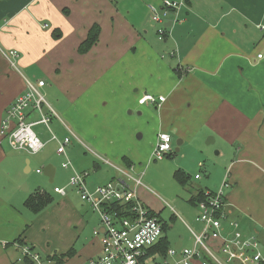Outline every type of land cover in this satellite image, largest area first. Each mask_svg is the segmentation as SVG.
I'll use <instances>...</instances> for the list:
<instances>
[{
	"label": "crops",
	"instance_id": "crops-1",
	"mask_svg": "<svg viewBox=\"0 0 264 264\" xmlns=\"http://www.w3.org/2000/svg\"><path fill=\"white\" fill-rule=\"evenodd\" d=\"M166 2L180 7L171 9L162 23L154 22L150 7L162 12ZM96 27L98 41L81 53ZM163 28L165 36L160 40ZM0 47L19 54L16 67L0 57V264H25L21 247L37 243L33 236L45 228L46 215H34L25 203L56 182L58 187L50 192L58 199L50 209L54 216L67 215L71 227L67 235H61L59 250L49 251L48 264H57L50 258L70 251L73 255L63 264H87L101 254L100 237L105 230L100 216L69 182L74 168L92 170L91 186L87 183L92 191L107 183L103 172L110 176L109 172L121 169L111 162L121 157L112 152L111 137L123 138L110 122L113 105L142 110L138 113L142 120L154 117L158 134L152 153L160 130L177 136L176 153L188 150L183 157L191 153L189 144L196 140L202 144L198 151L205 141L207 146H218L221 169L228 175L229 186L220 188L228 221L239 222L245 236L259 241L264 237V0H0ZM40 81L46 82L40 93L45 100L56 101L66 120L61 123L71 137L66 149L74 170L56 168L53 182L44 175V168L60 160L65 163L67 158L58 154L61 141L52 140L56 134L51 127L50 140L38 135L45 143L43 159L13 150L1 128L6 110L29 83ZM146 95L165 101L140 105ZM28 120L38 123L40 115L31 109ZM80 138L105 155L89 153ZM143 138L138 134L137 140ZM50 143H56L57 149L45 154ZM121 158L123 165L130 162L133 168L132 158ZM198 162H194L195 171L205 168L202 160ZM33 169L44 177L43 189L39 180L26 177ZM117 172L114 182L121 177ZM213 172L211 168L210 176ZM197 176L194 180L200 181ZM64 186L65 196L55 192ZM202 186L206 187L191 181L187 188L216 192L206 182ZM73 196L80 201L78 208L71 205ZM195 207L201 212L199 205ZM86 232L94 237L87 240ZM218 246L216 242L211 247L217 250ZM173 248L188 247L180 239ZM194 264L204 262L198 259Z\"/></svg>",
	"mask_w": 264,
	"mask_h": 264
},
{
	"label": "built area",
	"instance_id": "built-area-1",
	"mask_svg": "<svg viewBox=\"0 0 264 264\" xmlns=\"http://www.w3.org/2000/svg\"><path fill=\"white\" fill-rule=\"evenodd\" d=\"M180 4L166 2L162 12L153 6L150 7L152 20L162 23L169 17L171 9H177ZM165 29L159 31L160 40H163ZM0 57L11 66L16 67L19 54L16 51H5L0 47ZM259 58H262L260 55ZM46 82L40 81L36 85L28 84L27 91L16 98L14 103L6 110L2 120V133L9 138V144L13 150L26 152L30 155L40 154L45 143L34 131L36 125H45L50 128L51 116L54 111L47 104L40 89ZM164 97L155 98L146 95L140 101V105L150 103L161 104ZM160 106V105H158ZM35 110L40 115L38 123L28 120L29 110ZM51 112L50 114L46 113ZM52 140H57L53 136ZM58 154L67 158L63 164L65 169H73L68 160L67 147L71 144V138L59 142ZM173 139L169 134H160L153 155L158 160L164 159L173 151ZM108 163V162H107ZM121 177L114 183L99 186L91 191L87 185L89 174H79L74 169L69 186L76 190L82 201L90 204L101 219V225L105 232L101 238V254L90 260L87 264H194L198 259H208L212 264H263L264 256L261 253V244L256 236H245L237 221H228L224 213L225 196L222 190L206 192L207 200L199 204L201 212L197 221L202 223L203 229L199 234L191 230L194 249L183 248L169 249L163 257L156 252L165 235V223L156 215L145 211L137 199V189L142 185L141 179L134 180L129 172L116 168ZM42 170H38V174ZM197 176L196 179H199ZM227 182L224 187H228ZM57 194L66 195L65 189L56 188ZM114 206L123 210H115ZM99 236V232H95ZM216 240L219 246L216 251L206 246L207 240ZM21 255L33 264H42L39 256L27 245L21 247ZM220 255V257L216 256ZM22 260V259H21ZM204 261V264H208Z\"/></svg>",
	"mask_w": 264,
	"mask_h": 264
},
{
	"label": "rangeland",
	"instance_id": "rangeland-1",
	"mask_svg": "<svg viewBox=\"0 0 264 264\" xmlns=\"http://www.w3.org/2000/svg\"><path fill=\"white\" fill-rule=\"evenodd\" d=\"M158 37L160 38V35H158ZM47 102L49 106L51 105L52 108H54V121L50 124V127L54 134H56L57 139L59 141H64L67 137L71 138L70 134L61 123V121L66 123V120L64 118V115L60 111H58L56 101L48 99ZM110 110L113 114V118L110 122H112L113 125L117 127L118 134H121L123 137L121 138L119 135H114L111 137V140L115 143V146H113L111 150L112 152L115 151V155H121V157L127 155L128 157L132 158L133 168H127L125 165H123L124 163L121 157H119V159L116 161L112 159L111 162H113V164L117 165L121 169L128 171L132 179H141L142 185L136 192L137 199L144 207L146 212L159 215L160 218L166 222L167 230L165 232V237L168 239L170 248H173L174 245L180 239H182L184 240L185 246H187L188 249H194V240L191 230L199 234L203 228L202 223L197 221L200 210L190 203L192 196H194V191L190 188H185V186H183L181 181L178 179L177 175L185 174L186 176L191 178L192 183L198 186L201 185V187L203 188H205L206 186H202V184L203 182H206L208 185L207 187H209V189L213 191L218 192V190L220 191V188H222V190H225L226 188H224V182L228 179V175L226 171L221 169L223 167V161L218 156V153H220L219 147L216 145L207 146V141H205L203 148L198 151L199 146H201L202 144H200V142L196 140L189 144L190 149H192L190 150L191 153L183 157L182 154L187 152L188 150L186 151V149H184L180 151L179 154L176 153V148H178V138H176L177 136L172 131L163 132L160 130L159 135L163 133L171 135L174 138V143L172 153L166 156L164 159L158 160L152 153V146L156 141V135L158 134L157 125L152 120L154 119V117H151L149 120H142V117L138 116V113H141L142 110L138 111L135 108L125 109L124 106L122 107L113 105L110 107ZM131 111L133 112L132 116L130 114ZM152 112L153 114H156V111L152 110ZM108 115L111 114L109 113ZM59 125L61 127H59ZM49 130L50 129L45 125L37 126L36 128H34L36 134L43 137V140L46 141L51 139ZM138 134H142L144 136L143 140H137ZM80 139L83 144H85V147L89 150V153L93 152L100 155H105L92 148V144H90V142H88L86 139ZM74 145V150L78 151V149H76V143L73 144V146ZM56 149L57 144L50 143L45 154L49 152L55 153ZM79 150H81L80 146ZM87 156H89V159H92V155L87 153ZM43 157L44 154H41L40 158L43 159ZM68 160L71 161L70 159ZM198 160L203 161V165L205 168H203L202 170L201 167L200 169H198L197 167V170L195 171L196 166L194 167V162L198 164ZM63 164L64 161L60 160L56 162L57 167H54L58 168L60 172H64L62 169ZM206 168L207 172H205L204 174ZM211 168H213L214 172L210 176ZM74 169L79 174H89L87 183L90 187V183L91 181H93L94 172L92 170L82 172L78 171L76 168ZM114 171L117 172L116 169ZM114 171L109 172L110 176H108V173L105 174L103 172L102 180L105 179L107 183L101 186H106L107 184L114 183V180L116 179L115 177L117 176ZM197 173L200 175V181L194 180V176ZM25 175L32 181L39 180V187L43 189L42 180L44 177L42 175H37L34 169L33 173ZM56 184L58 183L56 182L52 185H48L47 188V192L53 198V203H51L50 206L56 203L55 199H58L50 192L55 187H58ZM65 187L66 186L60 187V189ZM97 187H99V185ZM71 205L74 208H78L77 205L81 206L79 199L75 196H73V199L71 200ZM50 206H48L43 211L46 214L44 216V219H42L45 228L42 229V231L39 233V236H33V241L36 242L37 239V243L27 244L28 247L34 249V252L39 256L40 262L46 264L49 263V251L51 249H55L56 252L59 250L63 242L62 238H60L61 235H67L71 227L68 226V216H63L62 214L60 216H54V214H52L51 212ZM174 215L176 216V218L172 219ZM85 236L87 237V240L94 237L93 232H86L84 234V238ZM216 242L218 241L210 239L207 240L205 244L206 246L211 247L215 245ZM260 244L261 253L264 256V237L260 238ZM212 249L216 251L214 248ZM215 255L223 260L220 255H217L216 253ZM22 261H24L23 258ZM202 261L204 262L205 259H202ZM205 262L208 263V259H206Z\"/></svg>",
	"mask_w": 264,
	"mask_h": 264
},
{
	"label": "trees",
	"instance_id": "trees-1",
	"mask_svg": "<svg viewBox=\"0 0 264 264\" xmlns=\"http://www.w3.org/2000/svg\"><path fill=\"white\" fill-rule=\"evenodd\" d=\"M55 38H59L60 36L56 33L53 34ZM98 37H99V29L98 27L94 28L90 35L88 40L82 45V47L80 48V52L81 53H87L91 47L98 41ZM170 155V154H168ZM167 155V156H168ZM126 167L127 168H131L132 165L130 162L126 163ZM178 179L181 181V183L183 184V186L187 187L190 186L191 183V178L186 176L185 174H178ZM191 190H193L191 188ZM194 191V190H193ZM211 194H213L214 192H210ZM207 195H206V191H202V190H197L194 191V197L190 200V203L192 205H199L201 202H205L207 200ZM53 203V198L51 197V195L47 192H37L36 194H34L33 196H31L30 198L27 199L25 205L26 208L28 210H30L34 215H38L40 213H42L48 206H50V204ZM114 209L119 211V210H123L122 207L119 206H114ZM156 215V214H153ZM158 216V215H156ZM165 232L167 230V226L165 224ZM19 245H24L21 241L17 242ZM33 251L34 249L31 248ZM170 249V244L168 242V239L166 237H164L162 239V241L160 242V244L156 247V252L159 253L161 256H165L168 252V250ZM73 251H70L66 254H64L63 256H53L50 258V261L53 260L55 261L57 264H63L64 261L71 257L73 255ZM25 263L26 264H33L31 261H29L28 259H25ZM208 263H212L210 260H208ZM264 264V263H263Z\"/></svg>",
	"mask_w": 264,
	"mask_h": 264
},
{
	"label": "water",
	"instance_id": "water-1",
	"mask_svg": "<svg viewBox=\"0 0 264 264\" xmlns=\"http://www.w3.org/2000/svg\"><path fill=\"white\" fill-rule=\"evenodd\" d=\"M56 168L53 165H48L44 168L43 173L50 179V182H53L55 177Z\"/></svg>",
	"mask_w": 264,
	"mask_h": 264
}]
</instances>
